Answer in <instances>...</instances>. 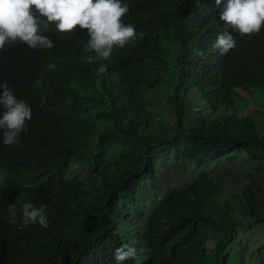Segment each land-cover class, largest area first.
<instances>
[{
  "label": "trees",
  "instance_id": "trees-1",
  "mask_svg": "<svg viewBox=\"0 0 264 264\" xmlns=\"http://www.w3.org/2000/svg\"><path fill=\"white\" fill-rule=\"evenodd\" d=\"M121 2L136 34L106 60L86 29L54 25L50 50H0V83L32 109L18 144L0 130V264H116L122 244L137 250L123 264H264V239L246 238L264 228V26L221 54L215 0ZM171 164L192 179L142 198ZM29 201L46 226L24 227Z\"/></svg>",
  "mask_w": 264,
  "mask_h": 264
},
{
  "label": "clouds",
  "instance_id": "clouds-1",
  "mask_svg": "<svg viewBox=\"0 0 264 264\" xmlns=\"http://www.w3.org/2000/svg\"><path fill=\"white\" fill-rule=\"evenodd\" d=\"M222 33L212 45L221 54L236 46L233 33L241 37L258 34L264 26V0H215ZM129 8L121 0H0V50L6 44L20 41L33 50H50L55 45L43 35L54 25L59 33H75L87 30L85 52H92L108 59L114 47L123 48L135 36L131 24L122 18ZM198 55L204 56L203 51ZM95 56H88L93 62ZM99 74L107 71L100 65ZM0 130H3L2 143L12 146L19 143L20 134L27 133V121L32 119V109L24 100L14 95L7 81L0 83ZM24 227L33 224L46 226L44 206L37 207L32 202H23L20 207ZM9 223H16V205L9 206ZM137 250L129 244H122L114 252L116 264L135 259Z\"/></svg>",
  "mask_w": 264,
  "mask_h": 264
},
{
  "label": "rangeland",
  "instance_id": "rangeland-1",
  "mask_svg": "<svg viewBox=\"0 0 264 264\" xmlns=\"http://www.w3.org/2000/svg\"><path fill=\"white\" fill-rule=\"evenodd\" d=\"M190 93V92H189ZM188 93V99H190L191 103H197L193 98L192 95ZM153 97L156 98V113L157 116L159 118L162 119H166V120H172L171 118V113L173 114V112H171V110L169 109L168 106V97L165 96V94L163 95L160 92H157L156 94L153 95ZM253 103V102H252ZM251 105V104H250ZM252 106V105H251ZM264 106V103H263ZM203 107V106H201ZM200 107V109H202ZM246 112V110H244L243 112H241V115H243ZM203 118L208 119L206 110L204 108V112H203ZM264 121V118L263 120ZM105 127H109V125L105 124ZM110 128V127H109ZM257 180L261 183V186L264 188V178H258ZM192 179V175L189 173H186L182 170L178 172L175 171L174 169V165H167L165 167V169L163 170V172L160 175L159 181H158V188L157 189H153L152 187H146L145 188V192L142 194V198H145L147 201H153L155 198V195L159 192V191H166L168 189V187L172 184H179L182 183L184 181H188ZM264 196V193H260L259 194V198H262ZM253 228V227H252ZM252 230V229H251ZM247 240L250 241V243L252 245H256L258 244L261 240L264 239V228L261 230L259 229H254L253 231H250L248 233V235L246 236ZM211 248V247H210ZM142 256H139V259H142Z\"/></svg>",
  "mask_w": 264,
  "mask_h": 264
}]
</instances>
